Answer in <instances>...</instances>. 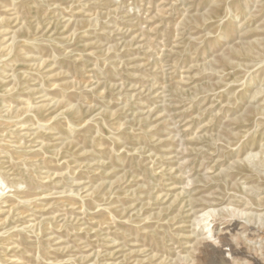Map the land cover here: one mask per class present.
I'll return each instance as SVG.
<instances>
[{"label": "rangeland", "instance_id": "374dc122", "mask_svg": "<svg viewBox=\"0 0 264 264\" xmlns=\"http://www.w3.org/2000/svg\"><path fill=\"white\" fill-rule=\"evenodd\" d=\"M263 250L264 0H0V264Z\"/></svg>", "mask_w": 264, "mask_h": 264}, {"label": "bare ground", "instance_id": "6f19581e", "mask_svg": "<svg viewBox=\"0 0 264 264\" xmlns=\"http://www.w3.org/2000/svg\"><path fill=\"white\" fill-rule=\"evenodd\" d=\"M256 233V232H255ZM258 233V232H257ZM262 234H263V231L261 232L260 231V233H259V236H262ZM224 242V244L223 245H229L228 244V242L227 241H223ZM264 251V250H263ZM262 256V255H261ZM264 256V255H263ZM262 258V257H261ZM261 258H259L258 256H253V260H252V264H264V262H262V261H264V260H261ZM264 259V258H263Z\"/></svg>", "mask_w": 264, "mask_h": 264}]
</instances>
